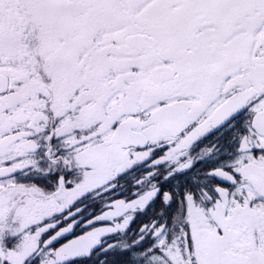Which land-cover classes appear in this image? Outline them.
Masks as SVG:
<instances>
[{
	"label": "snow or ice",
	"instance_id": "1",
	"mask_svg": "<svg viewBox=\"0 0 264 264\" xmlns=\"http://www.w3.org/2000/svg\"><path fill=\"white\" fill-rule=\"evenodd\" d=\"M0 264H264V0H0Z\"/></svg>",
	"mask_w": 264,
	"mask_h": 264
}]
</instances>
